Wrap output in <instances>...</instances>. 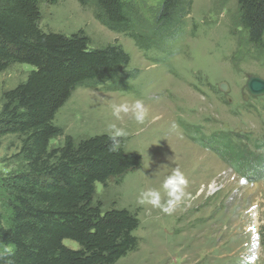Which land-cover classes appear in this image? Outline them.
<instances>
[{"label":"rangeland","instance_id":"rangeland-1","mask_svg":"<svg viewBox=\"0 0 264 264\" xmlns=\"http://www.w3.org/2000/svg\"><path fill=\"white\" fill-rule=\"evenodd\" d=\"M151 19L162 0H135ZM191 13L182 34L166 49L144 54L126 35L115 34L96 19L92 5L78 0H47L40 4L39 27L46 33L71 36L82 31L91 48L121 46L140 71L128 91L106 87L81 88L57 113L54 124L64 136L51 141L57 148L65 137L77 144L97 135H110L109 125L127 131V152L141 156L140 167L122 178L96 185V203L104 211L127 209L140 226L136 251L117 264H264V180L248 182L211 151L194 142L196 134L226 133L241 137L253 153L264 139V92L250 89L253 79L264 81V40L252 47L239 24L236 0H191ZM32 67L13 65L0 73V111L3 94L26 81ZM142 100L143 124L131 113L112 114L113 103ZM173 125L175 127H173ZM197 141V140H195ZM256 146V147H255ZM17 137L0 139V222L8 218L3 183L24 169ZM188 179L186 197L172 214L139 203L148 189L160 191L173 168ZM77 249L72 241L64 243ZM0 250L6 248L0 242Z\"/></svg>","mask_w":264,"mask_h":264},{"label":"trees","instance_id":"trees-1","mask_svg":"<svg viewBox=\"0 0 264 264\" xmlns=\"http://www.w3.org/2000/svg\"><path fill=\"white\" fill-rule=\"evenodd\" d=\"M46 1L0 0V73L13 65L33 69L3 94L0 111V139L17 137L25 164L3 183L9 214L5 226L0 222L6 248L0 264H117L138 248L140 221L127 209L104 211L96 203V185L105 187L137 170L141 156L127 152L122 138L119 150L110 151L106 134L77 144L65 137L57 148L51 141L64 136L55 117L76 90L125 92L140 71L131 69L130 55L117 44L91 48L82 31L71 36L42 31L40 4ZM78 1L92 5L102 26L128 36L144 54L170 45V59L192 8L191 0H162L149 20L135 0ZM236 1L248 45L261 46L264 0ZM192 140L248 182L264 180V139L258 154L236 135L198 133Z\"/></svg>","mask_w":264,"mask_h":264},{"label":"clouds","instance_id":"clouds-1","mask_svg":"<svg viewBox=\"0 0 264 264\" xmlns=\"http://www.w3.org/2000/svg\"><path fill=\"white\" fill-rule=\"evenodd\" d=\"M112 114L117 119L121 118V114L131 113L132 117L137 123L143 124L145 121L147 111L142 100H135L131 105L127 103L111 105ZM110 151L115 152L120 148V138L127 136V131L123 127H118L116 124H110ZM173 127H175L173 125ZM188 179L179 167L173 168L171 174L163 181L162 187L165 190L167 200L162 201L160 191L156 189H148L140 194L139 203L141 205L147 204L153 208L159 209L164 214H172L176 207L181 204L187 193Z\"/></svg>","mask_w":264,"mask_h":264},{"label":"water","instance_id":"water-1","mask_svg":"<svg viewBox=\"0 0 264 264\" xmlns=\"http://www.w3.org/2000/svg\"><path fill=\"white\" fill-rule=\"evenodd\" d=\"M250 89L255 94H260L264 92V81L260 79H253L250 83Z\"/></svg>","mask_w":264,"mask_h":264},{"label":"bare ground","instance_id":"bare-ground-1","mask_svg":"<svg viewBox=\"0 0 264 264\" xmlns=\"http://www.w3.org/2000/svg\"><path fill=\"white\" fill-rule=\"evenodd\" d=\"M259 94V93H258Z\"/></svg>","mask_w":264,"mask_h":264}]
</instances>
